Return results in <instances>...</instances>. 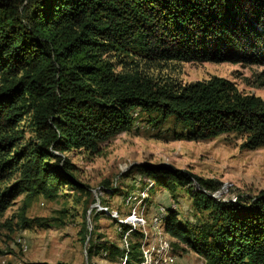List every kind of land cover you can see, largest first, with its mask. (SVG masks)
<instances>
[{"label":"trees","instance_id":"obj_1","mask_svg":"<svg viewBox=\"0 0 264 264\" xmlns=\"http://www.w3.org/2000/svg\"><path fill=\"white\" fill-rule=\"evenodd\" d=\"M131 54L150 63L256 66L262 81L264 0H0V215L22 194L52 201L68 188L88 195L64 154L97 153L98 144L129 131L138 114L173 118L183 129L178 140L235 134L243 136L242 150L264 147L259 97L215 76L181 85L116 71L121 61L111 57ZM21 122L30 128L27 140ZM135 167L170 193L187 188L191 208L205 213L204 220L181 223L166 207L164 232L182 252L203 264H264V193L216 200L213 180L165 165ZM19 220L22 229L47 227L40 218ZM85 233L83 225L82 241ZM104 251L107 259L124 254L87 241V258ZM126 257L127 264L138 261L136 243Z\"/></svg>","mask_w":264,"mask_h":264},{"label":"rangeland","instance_id":"obj_2","mask_svg":"<svg viewBox=\"0 0 264 264\" xmlns=\"http://www.w3.org/2000/svg\"><path fill=\"white\" fill-rule=\"evenodd\" d=\"M119 60L116 71L138 70L181 85L215 76L233 83L241 94L264 101V86H260L264 80H259L262 70L256 66L150 63L135 54L111 57L114 63ZM19 129L25 140L31 137L26 123L21 122ZM181 133L183 129L173 118L138 114L129 131L98 144L97 153L64 154L74 165L77 180L88 187V195L63 188L52 201L39 195L16 197L0 215V264H127L129 243H136L138 251V261L129 264H203L193 253L181 251L183 245L164 232L162 220L168 206L181 223L204 220L205 213L191 208L187 188L170 193L154 186L135 166L159 164L185 171L218 183L219 190L212 195L216 200H247L264 193V147L242 150L243 136L235 134L185 141L177 139ZM20 216L43 219L47 227L22 229ZM118 224L130 229L123 232ZM83 225L84 241L79 234ZM133 231L140 233L138 238L131 236ZM89 239L94 245L116 246L124 254L107 259L104 251L87 258Z\"/></svg>","mask_w":264,"mask_h":264},{"label":"built area","instance_id":"obj_3","mask_svg":"<svg viewBox=\"0 0 264 264\" xmlns=\"http://www.w3.org/2000/svg\"><path fill=\"white\" fill-rule=\"evenodd\" d=\"M161 212H156V214H160ZM153 217V216H152ZM152 217H151V219H152ZM156 226L157 225H155V228H156ZM19 247H20V245H19ZM162 264H164V262L162 263Z\"/></svg>","mask_w":264,"mask_h":264},{"label":"bare ground","instance_id":"obj_4","mask_svg":"<svg viewBox=\"0 0 264 264\" xmlns=\"http://www.w3.org/2000/svg\"><path fill=\"white\" fill-rule=\"evenodd\" d=\"M161 214V213H160ZM153 218H154V216H153ZM158 226V225H157ZM157 226H156V228H157Z\"/></svg>","mask_w":264,"mask_h":264}]
</instances>
